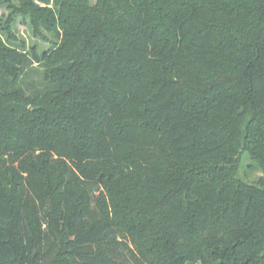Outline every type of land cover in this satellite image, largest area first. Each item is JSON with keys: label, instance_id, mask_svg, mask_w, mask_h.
<instances>
[{"label": "trees", "instance_id": "16d2710c", "mask_svg": "<svg viewBox=\"0 0 264 264\" xmlns=\"http://www.w3.org/2000/svg\"><path fill=\"white\" fill-rule=\"evenodd\" d=\"M39 1L51 51L0 34V264H264V0Z\"/></svg>", "mask_w": 264, "mask_h": 264}, {"label": "rangeland", "instance_id": "374dc122", "mask_svg": "<svg viewBox=\"0 0 264 264\" xmlns=\"http://www.w3.org/2000/svg\"><path fill=\"white\" fill-rule=\"evenodd\" d=\"M35 1L39 5L44 6L39 0ZM93 3H96V0H93ZM21 5L22 0H0V34L12 47H24V49L30 53L37 52L39 56H42L44 53L53 49L56 42L55 35L43 31L48 40L36 36L33 31L31 19L16 13L15 8L20 9L22 7ZM10 20L13 22L11 23ZM8 22H10L11 26L10 37H13L11 41H8V33L4 34V29ZM40 78L41 76L39 74H32L29 81L38 80ZM243 176L248 182H256L263 175L256 167H247V169L243 171Z\"/></svg>", "mask_w": 264, "mask_h": 264}]
</instances>
